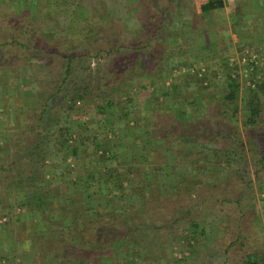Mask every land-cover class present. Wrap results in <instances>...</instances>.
<instances>
[{
  "label": "rangeland",
  "instance_id": "1",
  "mask_svg": "<svg viewBox=\"0 0 264 264\" xmlns=\"http://www.w3.org/2000/svg\"><path fill=\"white\" fill-rule=\"evenodd\" d=\"M99 1L0 0V264H68L64 227L76 210L81 221L100 218L94 206L110 219L98 222L97 235L134 229L151 244L144 255L151 264H244L245 254L264 246V170L256 176L259 155L247 144L254 134L242 125L248 86L264 77V0H231L239 21L230 19L227 2L203 14L199 5L206 0H184L185 9L175 0L156 38L148 37L168 0H145L142 8L139 0H105L108 13L97 18L90 7ZM11 40L30 48L5 45ZM80 52L65 78L66 55ZM253 56L256 75L246 65ZM225 63L238 74L232 103L224 100ZM72 82L92 95L68 109L61 93ZM173 84V96H163ZM261 97L257 132L264 138ZM218 106L229 112L218 114ZM54 122L70 125L76 154L66 150L62 161V153L43 144L28 155L41 126ZM229 128L242 140L244 160L212 174L197 151L210 155L219 145L210 139ZM12 161L18 171H8ZM106 168L120 187L104 175ZM17 177L26 182L22 190L12 182ZM169 193L176 196L167 199ZM192 219L204 234L188 247L183 237L193 235ZM168 220L173 228H162ZM124 252L119 245L111 256L124 264Z\"/></svg>",
  "mask_w": 264,
  "mask_h": 264
},
{
  "label": "trees",
  "instance_id": "2",
  "mask_svg": "<svg viewBox=\"0 0 264 264\" xmlns=\"http://www.w3.org/2000/svg\"><path fill=\"white\" fill-rule=\"evenodd\" d=\"M57 1L58 0H54V2L57 5H59ZM174 2L175 0H168L166 2L164 10L160 14L161 22L159 24V27L156 28L153 33H150L148 38L150 37L156 38L157 36H159L160 33L158 31H160V26H162L163 21L169 19L168 14L172 13L174 10L173 5H172ZM104 3L106 4L105 0H101L97 3L94 2L93 3L94 6L90 7L93 12L92 14H94L95 17L97 16V14H99L97 18H101L108 13L107 12L108 5L106 4V7H105ZM138 4H140L141 8L146 5L145 0H139ZM189 5L190 4L184 0H180V2L177 3V6L181 7L182 9L189 7ZM97 7H99L100 10ZM222 7H223V0H206L199 5V9L201 13L203 14L213 12ZM87 16H86V19L85 18L83 19V21H86V20L88 21ZM235 16H236L235 18L237 19V21H239L240 19L239 14H236ZM10 26L11 28H14L13 25H10ZM92 30H93L92 28H89L88 32L91 33ZM102 32H106V30L103 29ZM65 41L66 40L64 39L62 40V42H65ZM15 44L20 48L21 47L24 48L25 50H28L30 48V46L27 43H25V40L23 41L22 40L20 41L11 40L9 43L5 45L8 46V45H15ZM219 53L221 52L219 51L218 54ZM55 54H59V53H55ZM84 54H85L84 52H80V53H76L75 55L74 54L66 55V60H67L68 65L66 66V70H65V78L68 79V77L71 75L70 64L73 62V60L76 59L78 56L84 55ZM247 56L249 57V55ZM250 58L251 59L247 61L246 65L251 67V74L256 75L260 71V67L258 65V59L252 58V57ZM226 63L224 64L222 71H221V73L224 74L226 81H227L224 100L232 103L236 98V90L238 88V81L236 77L238 76V74L236 72V67H233V68L229 67L226 65ZM232 72H233V75H231ZM197 75L198 74L194 73L192 75V79L196 80ZM203 82H205V78L203 79ZM70 85L71 87L67 88L63 94L61 93L62 100L68 104V107H67L68 109H72L75 106L76 102L84 101L92 95L88 89V86L85 84L76 85V83L72 82ZM175 86L177 85L173 84V88H171L168 91L166 90L162 92V95L163 96H168V95L173 96L174 94L173 89ZM180 86L183 87L184 82H181ZM60 90H61V87L59 86L57 91L59 92ZM261 94L264 97V77L260 79L257 78L254 81V84L252 83L251 87L248 86L247 93L244 95V99H243L245 118L242 122V125L245 128L249 127V130H251L250 132L254 134L253 136L249 138L247 137V141H248L247 144L251 152L252 151L256 152L259 155L257 163L260 164V168L257 170L256 176L258 174V171L264 170V138L257 132V128L259 127V124L263 122V119L261 118V112H262ZM203 101L204 103H202L203 104L202 107L209 109L208 100L204 98ZM192 103H194V101H192ZM107 104L111 106L112 102L109 101L107 102ZM219 107L220 106L217 107L216 111L217 110L219 111ZM97 110L100 113L104 112V108L102 106H99ZM228 112H229V109L226 110L222 108L221 111L218 112V114H221V113L227 114ZM231 113L232 115H236L237 108L234 107ZM69 131H70V125L63 126V125H60V123L58 122L51 123L50 125L48 124V125L41 126V132L40 133L36 132L37 133L36 138L34 139V141H31L30 144L28 145L26 149V152H28L27 154L30 156H34L36 153H39L37 148L40 145L44 144L45 147L50 146L51 148H53V151L50 153H53V152L54 154L62 153L60 158L62 159V161H65V159L67 158V155L64 152L66 150H71V152L74 155L76 154V147H74L71 141L72 139L69 136ZM217 137H220V139L218 140ZM136 138H137L136 140L139 139V137H136ZM210 140L216 142L215 144H219L216 148L213 149V151H211L212 153L210 155L202 153L203 151H197V152H199L200 155L202 154L201 162H202L203 168L210 170L212 174H217L219 172V169L232 168L234 165L239 166L242 163V160H244L245 149H244V146L242 145V142H241L242 140L238 136L237 131H234L233 128H229L228 130L224 132V134H222L218 130L216 134H214L213 138ZM79 142H81V140H79ZM140 143L141 141H139L137 144H140ZM229 144H233L234 146H228ZM195 147H197L198 149L200 148L198 144ZM201 147H202V144H201ZM95 148H96L95 152H98L99 150L101 151L98 145H95ZM55 156H58V155H55ZM220 156H222V159H220ZM16 157L17 156H14L13 158H16ZM35 162H37V160H35ZM15 166H16V162L12 161L11 164L7 168L8 171L9 170L11 172L18 171ZM14 167L16 169H14ZM104 175H106L107 178L111 180L113 187H120V185L115 180L113 171L111 169L106 168ZM12 182L15 183L16 186L18 187L17 190H20L21 188L19 187H21L22 185H26V182H24L22 178H18L17 180H12ZM174 185L175 184H172L171 187H173ZM148 186H149L148 183H143V187H145L144 188L145 192L150 193ZM171 192H174V191H171ZM175 196H176L175 194L169 193L166 195V198L171 199ZM35 198L37 199L38 204H42L45 202L43 197L35 196ZM238 200L239 199L237 198L229 202L237 204ZM127 202L128 200H125L124 202L126 206L127 204H129ZM158 205L160 206L159 202H158ZM127 207L130 208L131 204ZM149 207L152 210V213L155 214L156 208L152 205H149ZM99 208L100 207L96 208V206L93 207V209L95 210L94 211L95 215L100 218L86 219L84 221H81L80 216H79V211L76 210L75 214L70 218L69 224L64 227L67 233L66 235L61 234V239L63 241L69 242V245H68L69 251L65 255V257L67 258L68 264H73V262H75L76 264H118L117 259H114L111 255H112L114 248L119 245L125 246V252H124V257H123L124 259L122 260L124 264H139L135 261L137 259L143 260L145 264H151V262L144 260L145 258L144 255L146 254L145 248L151 244L145 245L146 244L145 240L141 241L140 239H138L135 236V232H133L134 229L132 230L128 227L126 228L123 227L124 229L121 230V233L119 236L113 235L110 238L109 237L101 238L97 235L96 232H97V224H99L98 222H100L101 220V222L105 223L106 221L110 220V219H106V221H104L103 213H101L102 210ZM177 212L178 211L174 213L176 214ZM168 218L172 219L171 217H168ZM112 220H115V219L112 218ZM114 223L115 222H113L111 226H113ZM160 226L162 228H167V229L173 228V225L171 224V222H169V220L166 223L165 222L161 223ZM191 226L192 227L190 230L193 232V235L191 234L190 236L188 235L186 237L185 236L183 237L186 240V245L188 247L192 246V244L189 243V240H194L195 234H198V236H202L204 234V231L200 227L199 221L192 219ZM243 260H244L243 261L244 264H264V246H262L261 249H256L255 247L253 251H250L244 255Z\"/></svg>",
  "mask_w": 264,
  "mask_h": 264
},
{
  "label": "crops",
  "instance_id": "3",
  "mask_svg": "<svg viewBox=\"0 0 264 264\" xmlns=\"http://www.w3.org/2000/svg\"><path fill=\"white\" fill-rule=\"evenodd\" d=\"M226 2H227V14H229V16H230V19L232 20V19H234L235 18V16H234V13H235V9L233 8V5H232V2H231V0H223V7H224V5L226 4ZM236 19V18H235ZM233 21V20H232Z\"/></svg>",
  "mask_w": 264,
  "mask_h": 264
},
{
  "label": "built area",
  "instance_id": "4",
  "mask_svg": "<svg viewBox=\"0 0 264 264\" xmlns=\"http://www.w3.org/2000/svg\"><path fill=\"white\" fill-rule=\"evenodd\" d=\"M252 58H255V57H252Z\"/></svg>",
  "mask_w": 264,
  "mask_h": 264
}]
</instances>
